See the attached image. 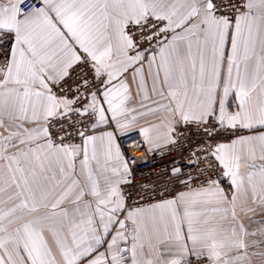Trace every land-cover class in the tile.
<instances>
[{"label":"snow or ice","instance_id":"snow-or-ice-1","mask_svg":"<svg viewBox=\"0 0 264 264\" xmlns=\"http://www.w3.org/2000/svg\"><path fill=\"white\" fill-rule=\"evenodd\" d=\"M0 264H264V0H0Z\"/></svg>","mask_w":264,"mask_h":264},{"label":"built area","instance_id":"built-area-1","mask_svg":"<svg viewBox=\"0 0 264 264\" xmlns=\"http://www.w3.org/2000/svg\"><path fill=\"white\" fill-rule=\"evenodd\" d=\"M138 139H139L138 136L133 135L131 139H123V140L121 141V143H122L123 145H131L134 141H136V140H138ZM129 152L131 153V149H129ZM135 154H136V155H141V154H143V150L141 149L140 151L136 152Z\"/></svg>","mask_w":264,"mask_h":264}]
</instances>
